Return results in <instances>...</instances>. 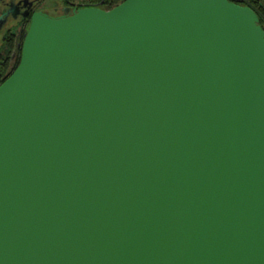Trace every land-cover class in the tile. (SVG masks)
I'll list each match as a JSON object with an SVG mask.
<instances>
[{"label": "water", "instance_id": "95a60500", "mask_svg": "<svg viewBox=\"0 0 264 264\" xmlns=\"http://www.w3.org/2000/svg\"><path fill=\"white\" fill-rule=\"evenodd\" d=\"M67 10L0 83V264H264L254 9Z\"/></svg>", "mask_w": 264, "mask_h": 264}, {"label": "flooded vegetation", "instance_id": "af4514ba", "mask_svg": "<svg viewBox=\"0 0 264 264\" xmlns=\"http://www.w3.org/2000/svg\"><path fill=\"white\" fill-rule=\"evenodd\" d=\"M80 0H0V56L9 51V43L16 46L12 55L21 46L33 13L43 12L50 16L68 13L67 8L77 9Z\"/></svg>", "mask_w": 264, "mask_h": 264}, {"label": "trees", "instance_id": "16d2710c", "mask_svg": "<svg viewBox=\"0 0 264 264\" xmlns=\"http://www.w3.org/2000/svg\"><path fill=\"white\" fill-rule=\"evenodd\" d=\"M123 0H82L80 2V6L82 5H97L103 8H111L114 5L118 4ZM237 3L244 4L250 6L254 11L257 13L259 17V23L264 30V0H233ZM22 45V43H21ZM9 51L6 53L5 56H0V72L3 74L2 81H4L13 69L17 66L20 53H21V46L16 51V55L13 56V50L16 47L13 42H10Z\"/></svg>", "mask_w": 264, "mask_h": 264}, {"label": "built area", "instance_id": "2783aa9c", "mask_svg": "<svg viewBox=\"0 0 264 264\" xmlns=\"http://www.w3.org/2000/svg\"><path fill=\"white\" fill-rule=\"evenodd\" d=\"M3 74L0 72V83L2 82Z\"/></svg>", "mask_w": 264, "mask_h": 264}, {"label": "rangeland", "instance_id": "374dc122", "mask_svg": "<svg viewBox=\"0 0 264 264\" xmlns=\"http://www.w3.org/2000/svg\"><path fill=\"white\" fill-rule=\"evenodd\" d=\"M82 0H80V2H81Z\"/></svg>", "mask_w": 264, "mask_h": 264}]
</instances>
